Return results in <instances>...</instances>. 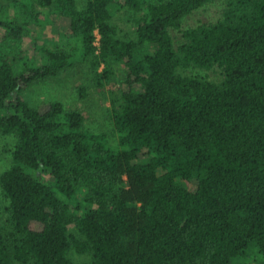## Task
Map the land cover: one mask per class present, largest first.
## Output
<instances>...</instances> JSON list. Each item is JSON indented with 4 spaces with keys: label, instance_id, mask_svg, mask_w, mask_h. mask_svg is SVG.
<instances>
[{
    "label": "trees",
    "instance_id": "obj_1",
    "mask_svg": "<svg viewBox=\"0 0 264 264\" xmlns=\"http://www.w3.org/2000/svg\"><path fill=\"white\" fill-rule=\"evenodd\" d=\"M6 1L0 264H264V0H225L179 42L170 31L215 0ZM52 17L65 33L38 44ZM79 63L81 97L126 68L109 98L116 144L80 111L21 96ZM215 67L221 79L188 73Z\"/></svg>",
    "mask_w": 264,
    "mask_h": 264
},
{
    "label": "rangeland",
    "instance_id": "obj_2",
    "mask_svg": "<svg viewBox=\"0 0 264 264\" xmlns=\"http://www.w3.org/2000/svg\"><path fill=\"white\" fill-rule=\"evenodd\" d=\"M87 0H77L78 6L81 8ZM6 0H0V6H7ZM225 7V0H215L205 4L204 6L194 10L183 22L181 29L171 30V35L175 41H181V34L187 28L195 27L202 23H213L221 19L222 12ZM12 15V10H9ZM54 24L47 25L41 31L36 28L32 31L34 40L57 41L65 33V24L56 17H52ZM114 22L123 31H128L132 27L129 24L128 12L120 11L116 13ZM43 42V41H42ZM14 43L8 46L9 50H14ZM33 48V47H32ZM85 66L79 63L77 66L62 72L58 77L49 78L26 88L21 92V96L26 99L33 107H42L51 101H60L66 109L78 110L84 116V126L86 129L106 134L111 144H116V135L113 132V125L108 113L110 95L118 87L123 86L125 78V66L123 64L114 65L115 76L109 86L103 88H90L86 96L81 97L78 91L80 86L86 84L84 76ZM191 75L203 76L208 79H221V69L215 67L212 70H202L196 68L188 69ZM15 144L13 136H0V175L10 166L11 152ZM142 161H145L143 159ZM7 205V199L2 195L0 188V213L4 206ZM76 263L82 261L81 256H73Z\"/></svg>",
    "mask_w": 264,
    "mask_h": 264
}]
</instances>
